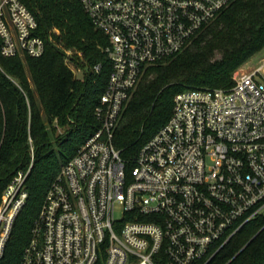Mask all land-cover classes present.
Masks as SVG:
<instances>
[{
	"label": "built area",
	"instance_id": "built-area-1",
	"mask_svg": "<svg viewBox=\"0 0 264 264\" xmlns=\"http://www.w3.org/2000/svg\"><path fill=\"white\" fill-rule=\"evenodd\" d=\"M79 1L107 38L111 73L94 108L98 128L51 183L19 264H209L264 215V59L230 88L176 94L132 167L113 138L146 70L185 51L235 0ZM37 30L21 0H0L1 57H41ZM30 156L0 200V259L27 201Z\"/></svg>",
	"mask_w": 264,
	"mask_h": 264
},
{
	"label": "trees",
	"instance_id": "trees-1",
	"mask_svg": "<svg viewBox=\"0 0 264 264\" xmlns=\"http://www.w3.org/2000/svg\"><path fill=\"white\" fill-rule=\"evenodd\" d=\"M21 1L36 16L45 52L39 58L0 56V200L17 173L28 171L34 153L27 201L0 264H19L51 183L97 130L94 108L111 73L103 52L107 38L94 29L79 0ZM262 49L264 0H235L185 51L148 68L114 132V146L128 166L168 122L176 94L188 87H232L235 70ZM97 64L100 73L93 71ZM209 264H264V215Z\"/></svg>",
	"mask_w": 264,
	"mask_h": 264
},
{
	"label": "rangeland",
	"instance_id": "rangeland-1",
	"mask_svg": "<svg viewBox=\"0 0 264 264\" xmlns=\"http://www.w3.org/2000/svg\"><path fill=\"white\" fill-rule=\"evenodd\" d=\"M264 59V49L259 51L258 53L254 54L247 62H245L243 65H241L235 72L236 74L238 71L240 74L250 73L252 72L257 65L261 63V61ZM62 131L61 129L58 130V132Z\"/></svg>",
	"mask_w": 264,
	"mask_h": 264
}]
</instances>
